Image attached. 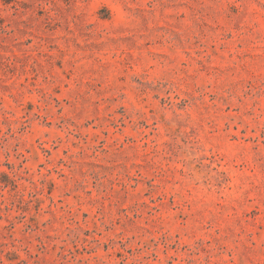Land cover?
I'll return each mask as SVG.
<instances>
[{"label":"rangeland","instance_id":"374dc122","mask_svg":"<svg viewBox=\"0 0 264 264\" xmlns=\"http://www.w3.org/2000/svg\"><path fill=\"white\" fill-rule=\"evenodd\" d=\"M0 264H264V0H0Z\"/></svg>","mask_w":264,"mask_h":264}]
</instances>
